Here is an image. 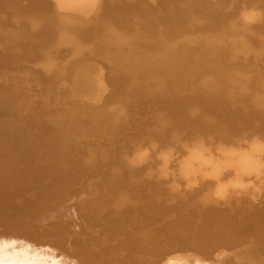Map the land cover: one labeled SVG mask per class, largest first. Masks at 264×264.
<instances>
[{
  "label": "bare ground",
  "instance_id": "6f19581e",
  "mask_svg": "<svg viewBox=\"0 0 264 264\" xmlns=\"http://www.w3.org/2000/svg\"><path fill=\"white\" fill-rule=\"evenodd\" d=\"M0 264H264V0H0Z\"/></svg>",
  "mask_w": 264,
  "mask_h": 264
},
{
  "label": "rangeland",
  "instance_id": "374dc122",
  "mask_svg": "<svg viewBox=\"0 0 264 264\" xmlns=\"http://www.w3.org/2000/svg\"><path fill=\"white\" fill-rule=\"evenodd\" d=\"M69 76H70V78H69ZM71 76H72V78H71ZM64 77L61 78L58 83H56V85L54 86V88L52 90H49L46 93L45 92H38V90H36L35 88H34L35 89L34 90L33 87L32 88L29 87L28 88V95H27V98L25 100L27 108L28 109L30 108L29 110L32 109V111L35 113L38 110L37 113H39V116H43V115L47 116L49 114H52V112H54L53 110L58 108V105L62 106L63 103H66L67 100L73 101L72 103L76 102V103L82 104V106L85 105L86 107H87V105L89 106L91 103L94 102L93 99L90 100L86 96L83 97V95L80 94V90H82V88H84V87L81 85V83H78V80L73 73H71V74L69 73V74L65 75ZM67 77L69 79H66ZM67 80L68 81L70 80L71 82L70 81L68 82ZM70 83H71V85H70ZM67 85H68L69 89L67 88ZM73 89H75V90H73ZM75 92H77V93L75 94ZM50 94H52V95L50 96ZM77 94H78V96H77ZM47 96H49V97H47ZM76 100L79 102H77ZM38 101H39V103H38ZM40 104L42 105V107ZM45 107H46V109H45ZM50 107L53 109H49ZM28 109H25V110H28ZM56 110H58V109H56ZM40 112H42V114H40ZM10 122H11L10 124L8 123L7 125H5V128H4V126L1 127V130L3 132H5L6 134L12 132L13 130H18V129L22 128V125L20 124V121L18 118L12 119V121H10ZM10 125L12 127H10Z\"/></svg>",
  "mask_w": 264,
  "mask_h": 264
}]
</instances>
